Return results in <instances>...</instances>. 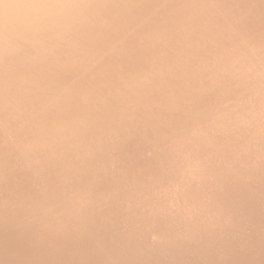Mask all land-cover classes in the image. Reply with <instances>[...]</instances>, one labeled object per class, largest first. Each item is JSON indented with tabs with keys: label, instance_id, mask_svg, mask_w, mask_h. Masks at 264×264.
Segmentation results:
<instances>
[{
	"label": "bare ground",
	"instance_id": "6f19581e",
	"mask_svg": "<svg viewBox=\"0 0 264 264\" xmlns=\"http://www.w3.org/2000/svg\"><path fill=\"white\" fill-rule=\"evenodd\" d=\"M0 264H264V0H0Z\"/></svg>",
	"mask_w": 264,
	"mask_h": 264
}]
</instances>
